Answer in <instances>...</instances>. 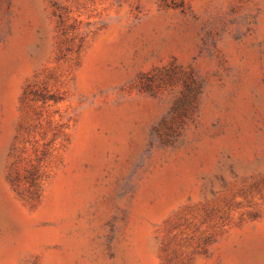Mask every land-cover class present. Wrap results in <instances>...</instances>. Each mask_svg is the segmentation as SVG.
Wrapping results in <instances>:
<instances>
[{
    "label": "rangeland",
    "instance_id": "rangeland-1",
    "mask_svg": "<svg viewBox=\"0 0 264 264\" xmlns=\"http://www.w3.org/2000/svg\"><path fill=\"white\" fill-rule=\"evenodd\" d=\"M0 264H264V0H0Z\"/></svg>",
    "mask_w": 264,
    "mask_h": 264
}]
</instances>
